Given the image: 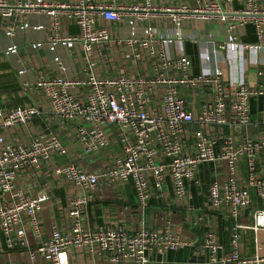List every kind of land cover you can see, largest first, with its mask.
Instances as JSON below:
<instances>
[{
	"label": "built area",
	"instance_id": "obj_1",
	"mask_svg": "<svg viewBox=\"0 0 264 264\" xmlns=\"http://www.w3.org/2000/svg\"><path fill=\"white\" fill-rule=\"evenodd\" d=\"M242 9L228 14L218 1L202 3L196 10L186 6L168 10L177 29L170 32L149 24L144 38H119L98 26L99 20L120 22L123 13H131L147 21L163 9L150 0L132 4L119 11V0H78L76 3L51 4L48 0L21 3L28 11L49 17L57 28L60 14H67L80 27L79 37H61L28 46L37 52L48 48L52 61L63 75L41 76L34 87L49 101L52 116L60 124H73L74 137L84 154L96 155L111 146L110 137L122 147L121 153L100 168L72 164L59 167L55 157L68 155L66 147L53 132L29 134L23 141L7 139L5 132L16 131L40 112L36 106L0 108V233L8 250L22 249L32 264H76L75 253L83 249L97 254L110 264H164L169 253L186 248L170 225L131 233L123 227L91 228L88 210L102 185H132L136 201L145 207L151 197L163 194L165 180L171 177L178 202L187 199V182L195 179L198 168L215 165L219 175L211 183L206 205L232 222L229 245L224 246L218 234L210 231L201 249L192 257V264H264V139L248 135L251 125L250 103L264 99V0H237ZM8 0H0V16L10 17ZM123 12V13H122ZM193 14L201 20H217L226 25L224 41L212 39L213 46L203 62L204 71L191 73L186 55L171 58L165 46L185 37L181 20ZM253 25L255 45L239 41L238 32ZM45 26L8 27L6 36L14 40L20 32ZM123 44L140 58L142 51L152 57V75L141 77L100 78L97 64L89 59L83 77L65 76L67 67L57 54L58 48L81 46L86 55L99 53L110 43ZM247 55L258 68L260 83L232 81L217 60L219 52ZM12 44L6 56L16 55ZM26 71H20L25 74ZM25 86L30 83L24 82ZM86 90L84 97L77 92ZM202 96L196 113L190 101L194 93ZM229 126L242 133L223 136L216 129ZM115 128V133H110ZM246 160V170L241 159ZM58 187L72 193L66 200L55 199ZM255 194L260 203L253 209ZM44 212L49 213L46 227ZM33 234L35 245L28 239ZM253 234L255 253L249 256L243 239ZM227 250V252H225ZM224 252V254H222Z\"/></svg>",
	"mask_w": 264,
	"mask_h": 264
},
{
	"label": "crops",
	"instance_id": "obj_2",
	"mask_svg": "<svg viewBox=\"0 0 264 264\" xmlns=\"http://www.w3.org/2000/svg\"><path fill=\"white\" fill-rule=\"evenodd\" d=\"M37 0H8L12 7L11 16L4 18L0 16V108H18L36 106L40 112L28 124L17 127L16 131L5 132L9 140L23 141L29 134L55 133L66 147L68 155L65 157H55V164L59 167H68L72 164H80L88 168H100L108 165L114 157L122 151L114 137H110L111 146L99 154H84L74 137L73 124H60L52 116V109L47 98L34 87V82L41 76L57 77L63 75L57 71L52 58L54 53L48 48L37 52L29 49L28 46L37 42H49L57 34L61 37H79L81 29L79 25L67 14H60L57 28L50 23L49 17L34 11H28L20 7L21 3ZM51 4L76 3L78 0H48ZM144 0H119L118 9L123 11L132 4ZM162 12L153 13L147 21H140L131 13H123L120 22L111 23L104 20L98 21V26L106 29L112 36L119 38H144L146 36L147 25L170 32L177 29L173 23L168 10L178 9L186 6L188 10L200 8L202 3L218 1L222 4L228 14L242 9L237 0H150ZM29 23L31 26H45L42 30L32 28L20 32L14 40L6 36L8 27L22 26ZM181 32L185 36L183 40H177L165 46V51L171 58L186 55L191 64V73L198 75L204 71L202 60L208 56L209 49L213 46L212 39L224 41L227 34L226 25L217 20H201L193 14L186 15L185 20H181ZM239 41L243 44L255 45L257 37L253 25L246 26L238 33ZM217 41V42H219ZM18 46L16 55L6 56L5 52L12 45ZM57 54L62 58L67 67L66 77L78 78L86 74V68L91 59L97 64L95 73L100 78L117 77L127 75L128 77H141L147 79L152 75L153 64L150 56L143 53L140 58L125 45L110 43L106 49L99 53L97 50L89 58L81 46L67 49L59 47ZM217 60L228 77L234 82L247 83L251 87H257L260 83L255 64L249 63L247 55L219 52ZM26 73L21 75L20 71ZM24 82L30 83L25 86ZM86 90L77 92L76 97H84ZM194 93L190 101L195 103L196 113L201 109L202 96ZM251 125L248 135L255 138L264 139V99L253 98L250 103ZM223 136L233 135L237 141L242 133L234 131L231 127L225 126L216 129ZM110 133H115V128H110ZM241 166L246 170V160L241 159ZM219 175L215 165L204 164L198 168L195 179L187 182V199L178 202L176 191L171 177L166 178L163 194L160 197L153 196L145 207H140L136 201V193L132 185L112 187L102 185L97 197L88 210V224L91 228L111 226L123 227L131 233L143 229L164 228L170 225L182 239L189 245L178 252L169 253L163 259L164 264H192L191 259L198 249H201L207 234L215 231L224 246L229 245L232 222H228L222 213L210 210L206 205L211 183ZM71 191L58 187L53 191L55 199L66 200L71 195ZM253 195V209L258 208L260 203L255 194ZM49 213L44 212L46 227L49 224ZM31 232V231H29ZM243 239L246 253L251 256L255 253L253 234L249 233ZM30 244L35 243L32 234ZM259 240L264 244V234L259 236ZM33 245V244H32ZM264 249V248H263ZM227 252V250L225 251ZM264 253V251H263ZM224 254V252H222ZM76 264H110L105 258H100L97 254L89 255L83 249L75 253ZM0 264H32L28 255L22 249L8 250L4 236L0 233ZM41 264V263H37Z\"/></svg>",
	"mask_w": 264,
	"mask_h": 264
},
{
	"label": "rangeland",
	"instance_id": "obj_3",
	"mask_svg": "<svg viewBox=\"0 0 264 264\" xmlns=\"http://www.w3.org/2000/svg\"><path fill=\"white\" fill-rule=\"evenodd\" d=\"M29 236H30V238H32V233L31 232H29ZM254 239H255V237H254ZM32 244L34 245V243H32Z\"/></svg>",
	"mask_w": 264,
	"mask_h": 264
}]
</instances>
